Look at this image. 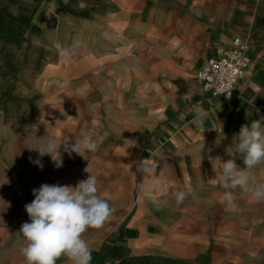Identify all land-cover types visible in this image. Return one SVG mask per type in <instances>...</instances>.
I'll return each instance as SVG.
<instances>
[{"label": "crops", "instance_id": "crops-1", "mask_svg": "<svg viewBox=\"0 0 264 264\" xmlns=\"http://www.w3.org/2000/svg\"><path fill=\"white\" fill-rule=\"evenodd\" d=\"M75 1L60 0V6L65 16L73 13L87 24L77 32L80 62L34 49L25 55L36 64L17 71L27 79L0 99V264H25L19 230L29 221L24 205L34 199L32 189L75 186L87 178L86 167L97 177L98 195L115 209L102 227L83 234L91 264H264V202L237 188L231 190L235 211L220 203L226 148L242 125L264 118V66L254 80L246 75L228 103L181 95L183 63L192 57L191 70H198L230 48L241 22H264V0ZM139 22L157 28L144 51L136 46L142 42L134 28ZM120 23L127 49H116ZM219 23L230 25L211 26ZM142 86L147 92L139 91ZM168 92L176 93L169 98ZM194 106L208 113L200 127L193 123ZM83 130L94 134L96 152L84 158L64 153L59 169L47 155L40 158L43 170L29 162L38 157L31 149L48 136L74 143ZM236 163L244 167L239 157ZM142 164L158 166L144 173L138 171ZM162 164L168 165L163 176ZM253 174L264 182V165ZM153 180L160 181L155 195L168 199L166 207H155L145 192ZM189 189L177 206L171 194ZM57 262L70 264L64 256Z\"/></svg>", "mask_w": 264, "mask_h": 264}, {"label": "clouds", "instance_id": "clouds-1", "mask_svg": "<svg viewBox=\"0 0 264 264\" xmlns=\"http://www.w3.org/2000/svg\"><path fill=\"white\" fill-rule=\"evenodd\" d=\"M82 41H75L71 47L61 50L60 55L69 62L75 55V50L82 46ZM227 93L230 97L231 92ZM220 93V94H222ZM193 123L202 126L208 113L200 106L193 108ZM264 118L253 120L244 124L235 135L236 142L226 148L227 160H221L222 171L221 186L226 189L220 198V203L226 210L237 209L233 191L237 188L248 194L255 202H264V182H256L253 170L258 165H264ZM221 139L214 141L219 146ZM62 149V151H61ZM98 143L94 134L83 130L80 138L69 137L58 140L54 135L48 136L46 141L38 147L31 149L38 153V157H29V162L43 170L44 164L40 158L50 156L56 169L63 167V155L67 153L71 158L75 153L84 158L88 152H96ZM202 150V149H201ZM209 152L212 151L210 148ZM239 157L244 167L236 163ZM158 165H141L138 171L144 173L156 172ZM168 167L162 164L160 175ZM87 178L79 180L75 186L56 184H41L39 188L32 189L34 199L24 205L29 221L22 223L19 233L23 239L20 254L25 264H57V260L64 256L70 264H91L92 249L89 247L83 234L89 228H100L109 221L115 209L110 203L98 195L97 177L89 168L84 169ZM160 190V181L153 180L145 192L151 195V202L157 208L166 207L168 199H160L155 193ZM192 194L188 191L178 190L171 194L177 206H180Z\"/></svg>", "mask_w": 264, "mask_h": 264}, {"label": "rangeland", "instance_id": "rangeland-1", "mask_svg": "<svg viewBox=\"0 0 264 264\" xmlns=\"http://www.w3.org/2000/svg\"><path fill=\"white\" fill-rule=\"evenodd\" d=\"M49 1L51 0H0V88L1 85H4V89L1 88L0 92L2 101L6 99V92L9 87L27 79L24 75H18L17 71L20 68H25L26 71L29 65L34 66L36 64L34 61L31 63L29 56L25 55L26 53L29 54L34 49L43 52L44 48H48L54 50L56 56L60 59L62 58L60 55L61 50L71 47L75 41H78L77 32L84 30L85 25H87L73 19L75 15H72V12V14H69L70 16H65L62 10H65V8L60 6V0H55L53 3ZM75 3H77V0ZM107 25L110 26L111 24ZM115 25H117L116 30L119 38L116 49L125 48L123 47L127 32L124 27L125 24ZM229 25L225 23L211 24V26H217L218 28H225ZM134 28L142 41L136 46L138 50L144 51L147 48L145 44L153 38L157 28L154 24L148 22L134 23ZM230 36L239 38L245 44L251 57L246 75H252L251 79L254 80L257 76L254 72H257L261 65L264 66V22L257 24L248 20L241 22V29L234 30ZM80 53L79 49L75 50L72 63L80 62ZM193 63L192 57L183 63L181 76L182 98L193 94L203 95L202 86L197 79V73L203 65L198 70L192 71ZM141 78H145L144 75ZM239 85L240 88H243L244 82ZM140 90L147 92V87L142 86L139 88ZM175 93L168 92L167 95L171 98Z\"/></svg>", "mask_w": 264, "mask_h": 264}, {"label": "built area", "instance_id": "built-area-1", "mask_svg": "<svg viewBox=\"0 0 264 264\" xmlns=\"http://www.w3.org/2000/svg\"><path fill=\"white\" fill-rule=\"evenodd\" d=\"M249 65L245 44L239 38H233L229 49L209 57L198 71L197 79L203 94L221 103L230 102L237 94L239 83L246 77ZM222 92H231V95Z\"/></svg>", "mask_w": 264, "mask_h": 264}]
</instances>
